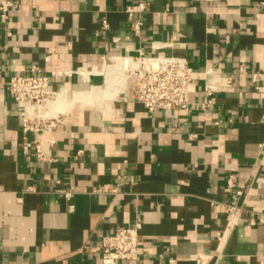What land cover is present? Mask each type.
<instances>
[{"label": "crops", "instance_id": "0c3cea01", "mask_svg": "<svg viewBox=\"0 0 264 264\" xmlns=\"http://www.w3.org/2000/svg\"><path fill=\"white\" fill-rule=\"evenodd\" d=\"M14 1L9 19L0 16V264H106L104 236L137 218L138 259L116 264H195L196 253L218 250V264H264V0H151L135 15L141 35L125 10L139 0ZM152 40L171 42L159 52L197 70L190 109L150 112L136 100L137 79L124 77L98 105L52 110L63 120L53 130L24 132L20 111L34 118L37 106L14 99L12 75L39 64L72 71L56 93L102 89L114 65L103 55L151 53ZM227 77L203 110L205 83ZM38 142L56 160L40 159ZM237 188L243 209L226 229Z\"/></svg>", "mask_w": 264, "mask_h": 264}, {"label": "built area", "instance_id": "2783aa9c", "mask_svg": "<svg viewBox=\"0 0 264 264\" xmlns=\"http://www.w3.org/2000/svg\"><path fill=\"white\" fill-rule=\"evenodd\" d=\"M15 5L14 0L0 1V16L8 20L12 8ZM151 0H139L126 6L128 16L133 20L132 29L136 35H141L143 21L135 19L136 14L145 13L151 8ZM108 22L103 21V27H107ZM11 35V32H8ZM154 52L148 53L144 47H139L137 54H126L107 57L103 55L101 60L106 63H120L122 60H128L124 68L126 77H135L137 79L136 100L141 102L150 112L156 110H177L190 109L192 104L191 94L196 86L195 75L197 70L191 64L189 58L175 53L166 54L159 52L160 49L172 46L171 42L152 40L150 42ZM120 61V62H119ZM241 72H246L245 66L240 67ZM72 71L67 70H48L39 64H33L28 72L16 73L9 79V91L14 99L19 103H32L37 106V116L29 117L23 109L20 111L24 132L50 131L63 122L59 114L41 113L39 106L45 101L52 100L56 96V90L53 83L60 77L68 75ZM84 73V71H82ZM252 82H257L263 77L261 71L251 73ZM226 83L220 81H208L204 85L205 98L201 101V108L208 109L212 104L213 94L227 89L228 83H231L232 77H227ZM23 148L29 152L32 142L24 135ZM36 155L47 161L56 160L54 157L45 153L41 143L36 144ZM228 186L234 188L237 185L236 177L232 174L228 177ZM99 191L114 192L115 187H102ZM65 195L70 197L72 191L64 190ZM244 195L243 189L237 188L233 194V200L227 203L228 222L226 229L232 228L241 215L243 209L241 199ZM73 208V205H71ZM260 221L264 222V213L260 216ZM142 221L137 218L133 225L120 227L113 234L106 235L103 238L101 252L103 261L106 264H116L121 260H136L139 256V239ZM226 231L219 235L222 239ZM222 251L215 253H196L194 255L195 264H209L215 261L218 264ZM168 264H178L176 258H169Z\"/></svg>", "mask_w": 264, "mask_h": 264}, {"label": "bare ground", "instance_id": "6f19581e", "mask_svg": "<svg viewBox=\"0 0 264 264\" xmlns=\"http://www.w3.org/2000/svg\"><path fill=\"white\" fill-rule=\"evenodd\" d=\"M127 64L128 60L125 59L118 64L114 63V65H110L108 68L106 67L107 69L105 73L107 77V86L105 88L100 89L98 87H93L90 90L73 92L71 94H68L65 90H62L56 94L54 99L45 101L42 105H40L38 110L41 111V113H51L52 110H55L56 108H61V106H64L68 103L72 104L77 102H81L83 104L95 103L98 105L105 97H111L110 95L115 91L117 81L126 77L124 74V68ZM125 80L126 79H124V81ZM65 110H63V112ZM57 113L58 112L55 111L53 114Z\"/></svg>", "mask_w": 264, "mask_h": 264}]
</instances>
